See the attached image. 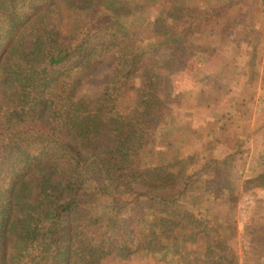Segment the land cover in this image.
Returning <instances> with one entry per match:
<instances>
[{
	"label": "trees",
	"instance_id": "trees-1",
	"mask_svg": "<svg viewBox=\"0 0 264 264\" xmlns=\"http://www.w3.org/2000/svg\"><path fill=\"white\" fill-rule=\"evenodd\" d=\"M124 8L123 0H0V264L157 257L165 222L206 240L207 260L229 264L219 253L223 237L238 244L236 198L217 204L211 195L233 188L234 161L250 139L264 82V0H190L145 24ZM202 24L211 43L239 30L253 55L232 72L239 89L204 121L218 134L212 151L194 149L198 121L171 117L187 93L172 76L183 55L206 48L192 40ZM107 53L112 77L97 91L81 86ZM230 64L214 73L219 83L231 80ZM255 178L264 185V169ZM101 196L110 198L105 221L91 204Z\"/></svg>",
	"mask_w": 264,
	"mask_h": 264
},
{
	"label": "rangeland",
	"instance_id": "rangeland-1",
	"mask_svg": "<svg viewBox=\"0 0 264 264\" xmlns=\"http://www.w3.org/2000/svg\"><path fill=\"white\" fill-rule=\"evenodd\" d=\"M189 1L123 0L125 5L123 13L128 15V18L134 23L145 24L151 20L152 16L160 13L164 14V11H168L169 7L173 4L185 5L189 4ZM143 11L145 12L144 15L150 19L142 22L138 18V15L143 13ZM262 21H264V18H262ZM204 26L202 24L199 27L192 40L194 43L202 40L199 44L204 45V47L207 45L206 48L199 49L192 57L186 54L183 55L179 66H176L179 73L171 75L173 77V84L176 87L182 84V88H187V93L182 96L183 101L176 103L171 112V117H176L179 121L186 119L198 121L200 124H197L198 130L194 137V149L197 151H212L213 145L216 143L215 137L218 134L214 132L210 134L208 131H204L206 129L205 125H207L204 121L215 115L216 111L223 108L229 102L232 90L239 89L241 76H233L234 71L247 59L253 57V55H251V48L244 39L243 33H240L239 30L234 33L220 35L211 43L202 39ZM112 59V53L99 56L93 68L88 69L86 72V74L88 73V77L90 75L91 85L86 84L84 80L81 86L90 87L91 91L101 89L108 78L113 75L115 64L111 61ZM229 59H231V64L228 66L231 70V80L222 82L223 84L219 83L214 77V73L220 70ZM138 86V82L134 87L132 86L128 98L129 102L133 101ZM85 87H82L81 90H84ZM201 92H203L202 95H200ZM254 97V115L250 126V139L243 147L242 152L237 155L234 161V169H232L231 177L234 186H232V190H227L228 194L225 197L220 195L216 198L213 194L211 195V200L213 199V202L217 204L222 200L231 203L229 201H233V197L236 198L237 212L235 225L239 232L238 244L229 243L230 240L228 238L223 240V237L219 253L220 258L223 259L220 262L227 261L229 264L231 262L229 259L234 258V256H239L242 259H244L243 257L246 258V251L252 248L256 251L250 255L251 257H249L247 264H264V185H256L259 180L255 178L264 169V82L262 79L258 82ZM168 143L170 149L169 159H173V145L169 141ZM229 192L232 196H230ZM189 195L190 193L184 197V201H188ZM109 203L110 198L107 196L97 197V199H93L91 202V204L95 205L96 214L101 221H105L104 218L110 209ZM226 205V208H229V205ZM166 225L167 223L165 222L163 226H160L156 230V233L159 234V241L163 246L162 250H160L161 253L157 257L134 256L123 260L107 259L101 264H187L188 260L192 259L191 257L195 255L198 257L194 261H191L193 262L191 264H216L219 261L216 258L207 260V256H210L209 253L212 255V252L209 251L207 253L200 250V248L206 247L205 239V241L202 239L197 240L199 237H195V235L193 237L190 229L182 232L178 227L170 230ZM196 249L200 251L198 252L197 250L193 253ZM199 257L206 259V262L200 263ZM213 260L216 262L214 263Z\"/></svg>",
	"mask_w": 264,
	"mask_h": 264
}]
</instances>
